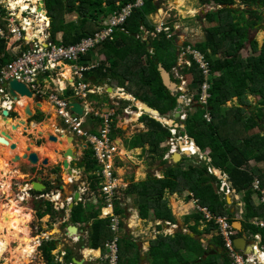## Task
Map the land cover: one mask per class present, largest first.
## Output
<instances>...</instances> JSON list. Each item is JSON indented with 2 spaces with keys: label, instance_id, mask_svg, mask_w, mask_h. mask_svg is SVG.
<instances>
[{
  "label": "trees",
  "instance_id": "trees-1",
  "mask_svg": "<svg viewBox=\"0 0 264 264\" xmlns=\"http://www.w3.org/2000/svg\"><path fill=\"white\" fill-rule=\"evenodd\" d=\"M136 1L45 0L47 16L51 21L48 33L56 45L79 44L84 39L93 37L104 30L112 18L126 6L135 4ZM186 1L176 0L178 8H184ZM201 2L204 4L214 2L217 7L204 16L206 22L217 24L205 28L204 41L193 47L203 54L205 61L210 64L213 76L210 91L212 97L209 109L199 108L195 114L189 113L187 120L182 122L186 127L185 131H179L184 137L193 140L203 154L209 152L208 157L212 161L187 166L188 159L184 158L180 164L170 165L166 160L170 147L167 148L164 145L173 139V130L164 127L150 116H143L140 123L144 124L147 132L132 140H125V146L129 150L141 149L155 162H159L164 167L165 177L159 179L149 175L146 181L139 183L132 181L124 190V201L123 199L113 200L114 214L121 216L122 219L127 217L129 203L126 201L132 199L143 219L149 220L154 217L176 224V217L166 199L167 194L170 192L171 195H183L189 192L199 201V205L207 207L214 217H227L232 227L238 221V211L232 213V207H229L227 196L222 191L223 180L212 171V169H222L229 175V181L232 182L231 189H235L238 193L245 192L243 201L246 202V207L241 214L244 232L236 233L234 239L243 235L249 238L260 234L264 247V229L252 223L254 219L264 218V204L258 203L255 197H261V192L253 189V183L257 178L248 168L251 161L264 163V43L259 46L258 42L251 41L250 37L251 30L264 21L263 14L257 10L260 5L264 7V0H201ZM161 5L160 0H144L143 7L135 10L126 24L115 31L113 41L105 42L81 60L83 62L86 60L87 65L84 67H88L92 64L94 53L98 51L105 56L106 61L98 68L85 72L86 81H96V84L104 82H108L109 85L117 84L136 100L157 111L161 117L170 114L173 118L179 108L178 100L182 95L172 96L164 87L155 62L159 61L171 74L178 64L179 46L176 39H168L164 34L155 38L151 36L156 28L149 17L155 15L162 8ZM189 12L195 13L192 9ZM69 15H75L74 20H76L68 22L66 18ZM144 31L149 33L146 41ZM59 35H62L61 40L58 39ZM248 44L251 53L246 58L243 56V51ZM0 46V50L4 51L6 43L0 41ZM13 60L7 57L2 60V64L6 65ZM190 60L192 65L190 68H185L183 74L189 86L193 85L199 89V94L194 97L195 105H198L205 78L199 65L192 58ZM250 96L259 97L258 105H250L248 102ZM65 97L71 98L73 93L66 91ZM235 100L239 101L238 106L233 103ZM108 101L109 98L105 95L99 103ZM230 103L234 106L225 113L224 109L228 108ZM129 106L128 102H120L121 109ZM113 109L116 111L114 122L116 125L121 113L118 109ZM255 109L261 110L263 118L257 111L254 114ZM208 113L211 115V122L205 118ZM154 116L158 115L154 113ZM33 120L42 123L44 116L39 113ZM252 130L258 131V134L249 135ZM117 134L122 137V130H118ZM93 156L94 153L90 148L84 151L83 168L92 180L93 191H97L101 179L95 174L99 168ZM53 173L56 172L53 171ZM258 178L260 188L264 189V172ZM47 184L48 189L50 183ZM32 194L36 196L41 193L32 191ZM37 202L40 203L39 207ZM104 203L105 200L102 198H99L97 203L80 201L71 210V222L74 224L91 222L87 240L88 247L91 249L107 248L108 243L116 237V233L110 226L111 219L100 217ZM96 206H98L97 209ZM36 207L39 219L48 215L53 218L57 214L53 204L48 201L36 200ZM110 212L111 210L106 207L104 213ZM192 219L196 221V225L191 227L192 232L198 237L214 233L211 242L217 248L224 249V253L218 252L204 260L206 254L212 251L210 244L205 246L202 240L183 232L175 235L161 234L151 243L148 252L151 264H233V258L226 248L217 221L215 219L208 221L201 212L188 216L187 222ZM203 220L207 222L206 227L200 230ZM122 228H126L125 222H122ZM57 242V240L44 239L40 245L39 250L42 251L43 259L47 264H59L55 263L53 254L57 250ZM124 242L129 243L127 248L123 247ZM72 253V250L66 251L65 264L72 263ZM120 256L121 264H141L142 253L139 244L129 234L125 237L123 235L120 239Z\"/></svg>",
  "mask_w": 264,
  "mask_h": 264
},
{
  "label": "rangeland",
  "instance_id": "rangeland-1",
  "mask_svg": "<svg viewBox=\"0 0 264 264\" xmlns=\"http://www.w3.org/2000/svg\"><path fill=\"white\" fill-rule=\"evenodd\" d=\"M16 1L19 2L20 0H7L6 6L13 9L15 7V6L13 7V5L16 3ZM160 2H162V5H161L162 8L160 11H158L155 14V16H153L154 21H155V23L158 22L157 23L158 26L169 25L172 27H176L177 29H180V31L177 34L178 38L176 40L178 45L179 44H182V45L185 44V45H188V47H191L192 49H194L193 47L196 44L204 41V29L217 24V23L210 24L204 20V16L206 15L207 12L217 9L214 2H211V4H204L201 2V0H187L186 3L184 4V8H180V9L178 8V5L176 4V0H160ZM40 3H41V1H40ZM33 6H34V4L31 3V9L26 14L23 15L22 19L27 18L28 20H33V22L39 23V22H41L40 20L43 17H45V15L39 13V8H35V7H40L41 5L40 6L35 5L34 8H33ZM237 6H239V5H237ZM234 7H236V6H234ZM242 7H245V6H242ZM15 8L17 9V7H15ZM33 9H35L34 15H32ZM191 9L193 11H195V13L190 14L189 11ZM18 10H20V9H18ZM263 10H264V8H263ZM260 13L263 14V12H260ZM19 14H20V12H17V15H19ZM156 15H158L159 17L158 16L156 17ZM20 16H21V14L19 15V17ZM33 16H34V18H33ZM74 18H75V15H71V16L69 15L66 18V20L68 22H72ZM248 18H249V16H248ZM46 20L47 21L44 23V25H38L36 29L37 30H42V29L45 30L48 27V25L50 24V20L47 18H46ZM160 20H162V21H160ZM261 24H264V21ZM48 31H49V29H48ZM250 37H251V41L256 40L258 42L259 46L263 45V43H264V28H260L259 26H256L254 30H251ZM41 38L44 41V35H42ZM179 50H180V45H179ZM250 53H251V48H250V45L248 44L246 46V49L243 51V56L247 58ZM179 56L181 59L180 54H179ZM83 59H85V58H83ZM180 59H179V63H180ZM168 60L171 61L170 58H168ZM85 65H87L86 60L84 62L81 60L78 63H73L72 67L73 68L76 66L84 67ZM64 69L66 70L67 68H64ZM71 72H73V70ZM58 73H60V72H58V71L54 72V74H58ZM171 74H172V78L174 79V73L171 72ZM56 79L57 80L59 79L58 76H56ZM190 88H193L194 91H195V89H198L197 87H195L193 85H191ZM194 94H195V96H197L199 94V91L196 90ZM26 99H28V98H26ZM33 99L34 98H31L28 101L32 103ZM258 101H259V97L250 96L248 98V102L250 103V105L251 104L252 105H258L257 104ZM237 102H238V100H235L233 103H236V106H238ZM233 103H230L228 108L224 109L225 113L227 112V110H230L234 106ZM131 104L137 109V112L140 113V111H139L140 109L136 105V104H139L138 100H136V103H133V101H132ZM16 109H17V107H16ZM45 109H43V107H42V108H40V111L46 113V115H48V114L51 115L52 118H51V120H47L45 118V121L42 124H35L37 122L32 119L28 122V125H27V122H23L22 119H20L21 113L18 111L16 112L18 118L12 120L13 124L9 120H4V122H1L6 127V128H4V131L7 129H14L15 133L18 136H20V138H22L23 141H25V143L19 142L21 144H19V146L17 145V148L19 147L22 151H24L23 154L19 155L20 157H22L26 153L25 152L26 144L28 145L27 148L32 149V153L35 152V153L41 154L43 152L46 153L48 151V149H45V146H48L50 144L51 145L54 144V143L49 142V136H56L59 139H61V137H68L67 134H63L60 132L61 126L59 125V121L56 120V115L52 112L51 108H48L46 110ZM142 109H143V107L141 108V110ZM183 109H185V112H184L185 114H189V113L195 114L199 108L195 104L192 105L191 107H188L187 102H185ZM122 110L123 109H121V107L118 108L119 112H122ZM256 111L258 112V114H261V117L263 118L261 110L255 109L254 114H256ZM31 112L34 113L33 104H32V111ZM36 112L37 111H35V114H36ZM232 113H234V112H232ZM263 114H264V110H263ZM141 116H142V114H141ZM167 116L168 117L164 118V120H163L164 125L168 126V128H172L174 136H173V139L169 143L167 142L164 145V147H167V148L171 147L170 152L166 156V160L168 159L167 161L169 162L170 165H175V162H174L175 160H173V158H174L175 154H177V153L183 154V152L181 151V149L179 147H181V145L184 141H182V139H180V140L177 139V134L180 132L178 131V133H176L175 132L176 130L174 129L175 127H172V125L169 126L170 122H175L174 117L171 118L170 114ZM10 117L14 118L13 115H11ZM23 117L26 119V121L30 118L26 114V108L23 110ZM132 118H133V116H132ZM132 121H133V119H131V118L128 119L127 117L123 116V117H121L120 121H118V123H117L118 126H120V128L125 130V132H124L125 136L123 137L124 139H123V143H122V146L124 148L120 147V151L121 150L124 151V149L126 150L125 140H128V141L132 140L135 137H138L140 134L145 133V131L147 129L145 127V128H142L141 130H138V129L132 130L131 127L127 125L128 122H132ZM30 122H35V123H30ZM50 122H51V126H53V127L56 124L54 129H51V131H50L49 128H45V129L41 128L43 125L49 124ZM85 124H86L87 129L94 128L95 132H97V130L100 129V122L98 120L92 121V119H87L85 121ZM32 125H37V126L32 127ZM129 128H130V130H129ZM28 130L30 131L29 133L27 132ZM20 132L22 134L24 132H26V134H23L26 137L25 140H24V137L22 136V134ZM251 134H258V131L254 130L253 132H251ZM60 142H64V141L60 140ZM77 142H78V144L75 143L74 146L78 147V149H79L78 155L82 156L83 151L81 152V148H82V145H84V143H81L79 140H77ZM56 146H58V145H56ZM41 148L45 149V150L42 151ZM175 148H177L176 151L174 150ZM58 149L59 150L57 152L55 150V152L57 153V156H58L57 163L53 164V162L51 161V157H50L49 165L47 167L41 166V163L43 162V160L40 161V164L37 167L30 166L29 163L27 161H24L23 159L21 160V162L12 163V159L15 158L16 155H14L13 157L12 156L6 157L5 151H4L3 156H0V188H1L2 184H9L10 193L12 194L11 196L13 198H15L16 200L21 199V198L23 200V201L21 200V202H20L21 203L20 209H22L21 213H19V215L12 214L10 224L7 226V229L4 230L6 233L3 234V232H0V242H2L0 245V264H47L45 262V260L43 259L42 251L39 250L40 245L42 244V242L44 241L43 239H45V238H46V240H49L48 238H50V239H55V240L59 241L61 244V246L59 245V249H63V247L74 248L73 245H75V244L82 245L80 242L76 243L74 239L69 238L65 234V233H67L65 226L67 224L71 225L70 221L68 220V216H67V212H66L67 201H68V199L70 200V196L72 193H75V191L76 192L78 191V185H74V183H77L79 179L76 177L75 174H74V176H70V175L64 173V174H62L63 181H59L58 180L59 178L56 179V182H57L56 188H59V189L61 187L63 188L62 192H61L62 198L60 199V201H63L65 203V208H64L65 209V216L64 217L55 215V216H53V218H51L52 216H49V217L46 216L43 219H39L37 214H36L37 207H36V200L33 197L34 195L32 194V192H30V195H31L30 197L28 195H26V192H29V189H30L29 187L32 188V186H31L32 181L37 180V178H39V177H42V178L47 180V179H49L48 177L50 175L58 176V175H56V174H58L57 170L60 168L63 169V165H64L63 161L64 160L62 157H61L62 158L61 159L60 156H61V153L64 152L65 148L59 147ZM147 150H148V148H146V151ZM194 150L195 151H193V153H197L198 155H190V156L184 155L185 158L188 159L187 165H193V164L195 165L199 161L205 162L206 156H203L201 152H197V149H194ZM126 152H128V155H126L124 161L121 162V160H120L121 157H119L118 161L116 162V170L118 169V174L120 175V177L124 181V182L122 181V184L127 183V180L131 177V175L134 176V179L136 177L138 178V176H142L141 180L145 179L151 173H153L151 175L160 176V177L163 176L162 171H163L164 167H162L159 162H155L153 160V158H151L147 153H144L143 150L137 149V150L130 151V152L128 150H126ZM198 157H200L199 160H198ZM121 164H122V167H120ZM53 171L56 173H53ZM136 174H137V176H136ZM3 180L6 182H4ZM80 181H79V183H80ZM122 187L124 188V185ZM81 188H82V185H81ZM50 189H51V187L48 188L47 191ZM85 193H86L85 195H87L86 196L87 198L85 196H84L85 198H83L81 196L82 199H84V200L88 199V201L94 202V201H96L95 200L96 197L102 198L101 195L98 194V196H95L90 191L85 192ZM184 194L187 195V193H184ZM237 196H238V194L232 193V197L234 199H236V201L239 203V202H241V200H239V198H237ZM117 197H118V199H124L123 193H122V195L117 196ZM71 198H74L73 195ZM84 200H81V201H84ZM122 201H124V200H122ZM7 202H8L7 201V195L4 196L0 192V208L3 206V204L7 205ZM126 202L129 203V209L127 210L128 216L127 217L125 216L123 218V221L125 222V225H127V228L130 229L132 232H134L133 235L131 234L132 236L131 235H129V236H131V238L133 237L132 239H136L140 243V246L143 247V249L145 251L144 246L148 247V244L152 243V241L155 240L154 230L156 228V225L152 227L150 224L152 221L146 222V221H142L140 218L138 219V211H137L138 209H137V206L134 204V201L133 200H127ZM173 202L175 204V199H173ZM37 204H38L37 206L39 207L40 203L37 202ZM237 207H238V205H237ZM40 208L43 209V207H40ZM189 212H190V210L188 212H186V214H181L179 212V213H177V215H178L177 217L182 218V217L186 216ZM237 217H239V219L241 218L240 216H237ZM171 229H173V228L171 227ZM8 230L11 232L17 233L16 239L12 240V243H10V244H7V242H6V237H8ZM142 230L144 231V233H141ZM173 230L174 231L172 233H176L178 229H173ZM166 232L167 231H165L164 233L166 234ZM75 233L76 232L71 231L72 235H74ZM120 235H122V234L120 233ZM10 241H11V239H10ZM22 241L25 243H30L34 247V253L32 254L31 258H29V259H21L19 256V253L17 252V250L20 246L19 244H21ZM203 243L205 246H208V240L205 239V242H203ZM122 244L124 245L123 247L127 248L126 246L129 243L127 242V244H126V242H124ZM78 245L75 246V249L79 248ZM134 250H136V248H134ZM146 252L147 251H145V253ZM59 253L60 252L58 250H56L54 252L55 261H57L56 255L57 254L59 255Z\"/></svg>",
  "mask_w": 264,
  "mask_h": 264
},
{
  "label": "built area",
  "instance_id": "built-area-1",
  "mask_svg": "<svg viewBox=\"0 0 264 264\" xmlns=\"http://www.w3.org/2000/svg\"><path fill=\"white\" fill-rule=\"evenodd\" d=\"M7 0H0V40L8 43L9 40L15 38L18 43L26 41L28 31L27 26L20 25V17L17 12H21L23 9L19 7L16 9L13 5V9L6 6ZM30 4V3H26ZM144 0H137L135 4L126 6L119 14H117L107 26L101 32L96 33L93 37L84 39L81 43L73 46H64L62 44L56 45L51 39L44 42V46L37 42L32 41L26 44L27 49L16 56V58L10 63L2 64V52L0 51V107L1 110L13 112L17 104L15 99L9 94L8 85L11 81L24 84L32 93L34 98H40L45 101L52 108L53 113L56 115V120L59 121L61 126V133L70 134L76 139H79L90 147V150L94 153V159L102 167V176L106 180V184L102 186V191L106 196L108 207L113 209V197L116 192L117 184L114 177V166L116 159L120 155V149L115 138H113L112 132L113 124L115 122L116 113L114 110L98 107L94 101L95 96H101V94H108L105 88H100L95 84L85 80L84 73L90 72L100 66L105 59H99V61L92 63L88 67H72L73 63H78L81 58L87 56L90 52L96 50L102 44L108 41H113L115 31L120 29L126 24L127 20L132 16L135 10L142 8ZM5 11V13H4ZM28 10H24L22 17ZM34 13V10H32ZM21 17V18H22ZM123 31V30H122ZM180 29L169 25L156 26L155 33L151 34L152 37H156L160 34H164L168 39H176ZM146 35L149 33L145 32ZM50 38V36H49ZM181 55L180 63L178 62L177 68L173 69L174 79L180 82L178 86V94H181V99L187 102V106L191 107L195 104L194 96L188 95V82L183 75L185 68H190L193 61L199 65L200 70L204 73L205 83L202 86L199 105L203 109H209L211 100V79L212 73L210 71V64L205 61L203 55L191 47L183 44L179 50ZM66 62L71 63L70 76L73 83H69L68 80L64 84L55 81L53 74L55 71L61 68ZM62 76V75H60ZM58 76V78L60 77ZM171 79H173L171 77ZM56 83H55V82ZM55 83L56 89L50 90L47 86ZM66 88H63L65 87ZM177 86V85H176ZM69 89L73 93L71 99L78 100L84 109L83 117H73L71 112L69 99L63 97L64 92ZM122 92V91H121ZM18 98L21 99L19 95ZM91 97H93L91 99ZM43 102V103H45ZM118 106V105H117ZM130 109L124 111V114L129 115ZM184 120L188 118L187 114L182 117ZM209 122L212 121L210 113L205 117ZM92 119V121L99 120L100 129L95 132L94 128L87 129L85 121ZM117 120H120L118 117ZM118 128V126H117ZM177 133V131H175ZM174 132V133H175ZM188 140V137L186 138ZM29 192L26 195L29 197L32 188L29 187ZM253 189L261 192L260 203L264 204V191L260 188V181L255 180L253 183ZM35 200H52L49 199V194H40L33 196ZM49 197V198H48ZM56 210H59V206H55ZM199 210L204 213L208 221L215 219L219 226L221 235L224 237L226 248L233 258V264H264V252L258 246H253V252L245 255L242 254L235 247V239L237 231L231 227V223L227 217H214L207 207H199ZM112 219L110 226L116 233V237L113 241L109 242L105 253L101 256L102 262L107 264H121L120 256V231H121V219L118 216H114L111 213ZM252 223L264 229V218H257ZM255 239H260V236H255ZM262 251V252H261Z\"/></svg>",
  "mask_w": 264,
  "mask_h": 264
},
{
  "label": "crops",
  "instance_id": "crops-1",
  "mask_svg": "<svg viewBox=\"0 0 264 264\" xmlns=\"http://www.w3.org/2000/svg\"><path fill=\"white\" fill-rule=\"evenodd\" d=\"M153 16H155V15H152V16H150L149 17V20L151 21V23H152V25H154V26H156L157 25V23H155V21H154V18H153ZM158 15H156V17H157ZM159 17V16H158ZM73 21H75L74 19H73ZM160 21H162V20H160ZM159 21V22H160ZM29 22H31V23H33L32 24V26L36 29L37 28V26H38V24H37V22H33V20H29ZM20 25L21 26H24V27H26V24L24 23V21H23V19L22 18H20ZM48 29H49V25H48V27L44 30V29H42V30H37L36 29V32H38V34H39V37L41 38V36L42 35H44V41L42 40V41H40L39 40V38H36L37 39V42H39V43H41L43 46L45 45L44 44V42L46 41V40H48V39H50L49 38V34H48ZM58 39L59 40H61L62 39V35H59V37H58ZM32 40H35V38H33ZM32 40H29V38H28V36H27V38H26V41H24V42H21V43H18V41H17V39H15V38H13V39H11V40H9L8 41V43H6V46H5V48H4V51H1L3 54H2V59L3 60H5L7 57H9V58H12V60L13 59H15L16 58V56L17 55H19L20 53H22L25 49H27V46H26V44H29L30 42H32ZM1 41V40H0ZM180 46H181V44H179ZM178 45V46H179ZM0 48H1V46H0ZM99 48V47H98ZM97 48V49H98ZM96 49V50H97ZM99 59L101 60V59H105V61H106V58H105V56L104 55H102V54H100L98 51H96L95 53H94V55H93V58H92V63H94V62H97V61H99ZM104 61V62H105ZM104 62H102V63H104ZM177 66H175L174 68H176ZM173 68V69H174ZM173 71V70H172ZM61 75V73H58V74H53L52 76H53V78L55 77V76H60ZM70 76H72L71 75V72H70V70H67L66 69V72L61 76V77H59V83L60 84H64V82L66 81V80H68V82L69 83H73V80H72V78L70 77ZM218 77V76H217ZM56 82H58V80L56 79L55 80ZM54 81V82H55ZM55 82V83H56ZM55 83H52L51 85H49V86H47V88L48 89H50V90H55L56 89V86H55ZM92 84H95L96 86H98V87H100V88H105L106 90H107V92L108 91H110V94L108 95V97H109V101L108 102H105L104 103V105H105V107L106 108H109L110 109V104H113V105H116V100H118L120 97L121 98H123L124 96H126L125 94H119V92H121V90H120V87H118V85L117 84H114L113 82V84L111 85H109L108 84V82L106 83V82H104V83H97L96 84V81H93V82H91ZM112 89H111V88ZM63 88H66V86L65 87H63ZM196 90H198L199 91V89H195V91ZM67 91H69L68 89H67ZM188 91H189V93H188V95H192V96H194L195 97V91H194V89L193 88H190V86L188 87ZM177 92H178V90H177ZM65 93V92H64ZM112 93V94H111ZM103 94H101V96H102ZM131 98V97H130ZM133 98V97H132ZM26 100H28V99H26ZM39 103H41L42 104V100L40 99V98H34L33 99V102H32V104H33V109H34V116H33V118L32 119H34L36 116H38V114L40 113V114H42L43 116H44V121H45V118L48 120V118H47V116H49V115H46L45 113H43L42 111H39V110H37L36 108H37V104H39ZM239 103V101L237 102V104ZM44 104V105H43ZM42 104V107H43V109L44 108H46V109H48V108H50V106L49 105H47V103L45 102V103H43ZM183 106L185 105V102L183 101V104H182ZM46 106V107H45ZM183 106H180L179 105V107H182V109H183ZM229 106V105H228ZM138 107V106H137ZM140 110H141V108L140 107H138ZM198 108H202V107H200V106H198ZM2 108L0 107V118L1 119H4V120H13V119H17L18 118V116H17V113H16V109L13 111V112H8V111H4V110H1ZM36 109V110H35ZM52 109V108H51ZM139 110V111H140ZM35 111H37L36 112V114H35ZM4 112H8L9 113V117L7 118V119H5L4 118V116H3V113ZM53 112V111H52ZM185 112V109H183V113ZM141 112L140 113H134V114H132V116H133V118L132 117H130L131 119H133V121L132 122H128L127 123V125L128 126H130L131 127V129L133 130V129H138V130H141L142 128H145V126H144V124H140L139 122H138V119H140L142 116H141ZM11 115H13L14 116V118H11L10 116ZM158 115V114H157ZM175 115H176V113H175ZM174 115V116H175ZM184 115H186L185 113H184ZM51 116V115H50ZM173 116V117H174ZM119 117H121V116H119ZM158 118H159V115L157 116ZM157 117H155L156 119H158ZM161 117V116H160ZM168 116H165L164 118H167ZM128 118V117H127ZM172 118V117H171ZM32 119H28L27 120V125H28V122L30 121V120H32ZM129 119V118H128ZM175 119V122H173L174 123V126H175V128L176 129H180V130H182V132H184L185 131V129H186V127H185V125H183L182 124V122H180V123H178L179 121H177L176 120V118H174ZM51 120V119H50ZM158 120H160V121H162L160 118L158 119ZM43 121V122H44ZM13 122V121H12ZM42 122V123H43ZM30 123H35V122H30ZM42 123H35V124H42ZM133 123V124H132ZM135 123V124H134ZM178 125H177V124ZM49 124H51V122L49 123ZM36 127L37 125H32V127ZM170 126V125H169ZM2 128H6L4 125H3V127ZM118 128H120V126H118ZM120 129H122V128H120ZM129 130H130V128H129ZM254 131V130H253ZM253 131H250L249 132V135H255V134H251V132H253ZM256 131V130H255ZM0 132H1V130H0ZM7 133H8V135L11 137V132L10 131H6ZM28 133L30 132L29 130L27 131ZM122 132H123V135H122V138L118 141L119 143H120V147H123L122 146V143H123V137L125 136V130H123L122 129ZM147 132V129H146V131H145V133ZM21 133V132H20ZM22 134V133H21ZM23 134H26V132H24ZM22 134V136L24 137V140L26 139L25 138V136ZM180 133H178L177 134V139H179L180 140ZM64 139L66 138V137H63ZM191 143H192V145H191ZM51 145V144H50ZM27 144H26V146H25V148L27 149ZM52 146H54V144H52ZM51 147V146H50ZM54 147H56V146H54ZM119 147V148H120ZM47 148H49V147H47V146H45V149H47ZM124 148V147H123ZM126 148V147H125ZM147 148V147H146ZM180 149H181V151L183 152V154H180V153H177V154H175V156L176 155H178V154H180L181 156H182V161H184V158H185V156L184 155H187V156H190V155H192V153H193V150H194V148H196V149H198L197 151H199V152H201V150L197 147V145H196V143L193 141V140H189V142H183L182 143V145H181V147H179ZM42 149V148H41ZM45 149H42V151H44ZM126 150H128L129 152L130 151H134V150H129V149H127L126 148ZM126 150L124 149V151H120V155H119V157H121L120 158V160H121V162H123L124 161V159H125V157H126V155H128V152H126ZM177 149H175V151H176ZM175 153V152H174ZM173 153V154H174ZM202 153V152H201ZM23 154V153H22ZM36 154H38V156H40L39 155V153H36ZM123 155V156H122ZM202 155L203 156H206L205 157V162H208V163H211V159L208 157V155H209V152L207 153V154H203L202 153ZM17 156H19V155H17ZM174 156V157H175ZM40 158V160H41V156L39 157ZM60 158H61V156H60ZM62 159V158H61ZM93 159H94V157H93ZM200 159V157H198V160ZM95 160V159H94ZM168 160V159H167ZM173 160H174V158H173ZM179 160V159H178ZM96 161V160H95ZM181 161V162H182ZM180 162V163H181ZM205 162H201V161H199L197 164H202V163H205ZM179 163V164H180ZM67 164V163H66ZM98 164V163H97ZM186 164H187V161H186ZM197 164H195V165H197ZM175 165H178V164H176L175 163ZM194 165V164H193ZM68 166V165H67ZM188 166V165H187ZM120 167H122V164H121V166ZM119 167V168H120ZM98 168H99V165H98ZM248 168L251 170V172L254 174V176H255V178H257V179H255V180H258L259 178L258 177H260V174L261 173H263L264 172V163H257V162H255V161H251L249 164H248ZM212 171H213V173H215V175H217L220 179H222L223 180V188H222V191L226 194V196H227V201H228V204H229V207H232V213L234 214V213H236L237 211H238V216H240L241 217V214H243L244 213V210H245V207H246V202L245 201H243V199H244V197H245V192H243V193H238L235 189L234 190H232L231 189V186H232V182L231 181H229V175L226 173V172H224L222 169H212ZM73 172L75 173V175H76V177L79 179L78 180V182L77 183H74V185H78V191L76 192L75 191V193H72L71 194V196L73 195V197H74V199H75V194L76 193H79V199L80 200H84V199H82V197L83 198H85L87 195H85L86 193L85 192H91L93 195H95V196H98V194L99 195H101L100 194V187H99V189L97 190V191H93V189H92V186H91V184H92V180H90V178H89V176H88V174H87V172L85 171V169L84 168H75V167H73ZM163 172V176L162 177H160V176H156L157 178H159V179H163L164 177H165V171L163 170L162 171ZM100 179H101V183H100V186H101V184H103L104 183V181H103V179H102V177H101V172L98 170L96 173H95ZM117 177H118V185L119 186H123L124 185V188H123V190H126L127 188H128V186L130 185V183L132 182V181H134L135 183H139V182H143V181H146L147 179H148V177H149V175H151V174H153V173H151V174H149L145 179H142L141 180V177L142 176H138V178L136 177L135 179H134V176L133 175H131V177L127 180V183H124V184H122V181H123V179L120 177V175L118 174V169H117ZM58 175V174H57ZM136 176H137V174H136ZM155 176V175H154ZM50 178V177H49ZM52 178H54V179H52ZM52 178H50L48 181H50V182H48V183H50V185H49V188L51 187V189L48 191V193L49 194H53V193H58L59 191H60V195L59 196H61L62 197V187L60 188V190H58L57 188H56V185H57V182H56V179H57V176H52ZM59 180V179H58ZM81 180V181H80ZM44 181V180H43ZM60 181V180H59ZM79 181H80V183H79ZM46 183H47V181H45ZM124 182V181H123ZM80 184V185H79ZM127 184V185H126ZM81 185H82V188H81ZM261 185V184H260ZM225 187L226 188H228V191L231 193H226L225 192ZM261 190H263L264 191V189H261ZM124 193V192H123ZM185 193H187V195H185V194H183V195H179V194H175V195H171V193L170 192H168V194H167V197H166V199L168 200V202H169V205H170V207L172 208V210H173V213H174V215H175V217H176V224H172L171 222H168V221H166V220H160V219H155L154 217H152L151 219H149V220H145V219H143L141 216H140V212H139V210H137L138 211V219L140 218L142 221H152L150 224H151V226L153 227V226H155L156 225V228H155V230H154V234H155V239L159 236V235H161V234H163L165 231H167L166 232V234L168 235V234H170V235H175L176 233H178V232H183V233H187V234H189V233H192L193 234V232H192V229H191V227L193 228V226H195L196 225V221L194 220V219H192L191 221H189V222H187V217L188 216H191V215H193V214H195V213H198V212H201L200 210H199V207H202V206H200L199 205V201L198 200H196V199H194L193 197V194H191V193H189V192H185ZM232 193H236V194H238V196H237V198H239V200H241V202H237L236 201V199H234L233 197H232ZM118 195L120 196V195H122V193H118ZM185 195V196H184ZM230 195V196H229ZM38 196V195H37ZM82 196V197H81ZM85 196V197H84ZM102 196V195H101ZM100 197V196H99ZM176 197V198H175ZM229 197H231L232 198V203H230L229 202ZM255 197H257L256 199H257V201H258V203L260 202V196H259V198H258V196H255ZM49 198V197H48ZM87 198V197H86ZM50 199V198H49ZM98 197H96V201H88V199H85L83 202L84 203H86V202H92V203H97L98 202ZM102 199H104L103 197H102ZM173 199H175V204H174V202H173ZM105 200V199H104ZM124 200V199H123ZM132 200V199H131ZM38 201H40V200H38ZM43 201H47V199H44ZM76 201V200H75ZM71 203V202H70ZM70 203H68L66 206H67V209H66V212H67V216H68V218L70 219L71 218V209L69 208V204ZM77 203L76 202H74V205H76ZM105 204H106V200H105V203H104V206L101 208V214L103 215V214H106V213H104V210H105ZM60 205H62V206H64L65 207V205L64 204H62V203H60ZM71 205V204H70ZM237 205H238V207H237ZM98 208V206H96V209ZM177 210H176V209ZM190 210V212L186 215V216H184V217H182V218H180V217H177L178 215H177V213H181V214H186V212H188ZM103 211V212H102ZM202 213V212H201ZM50 215H48L47 217H49ZM56 216H65V210H60L59 211V213H57L56 214ZM127 216H128V213H127ZM102 217H104V216H102ZM242 218V217H241ZM241 218L239 219V217H238V221H241ZM155 221V222H154ZM206 221L205 220H203V222H202V225L199 227V229L200 230H202V229H204L205 227H206ZM81 226L80 227H84L83 226V224H80ZM91 222L90 223H88V229H87V227H84V229H87V234H89V231H90V228H91ZM171 227L173 228V229H178L177 230V232L176 233H172L174 230L172 229V231H170V229H171ZM165 230V231H164ZM170 231V232H169ZM66 232L67 233H65L69 238H72L73 239V237H74V239H75V242H77L79 239H80V243L82 244V245H78V244H75V245H73V247L74 248H69V247H63V249H59V245L61 246V244H60V242L58 241L57 242V250L60 252L59 253V255L57 254L56 255V258H57V261H55L56 263H59V264H65V262H66V259H65V255H66V251L67 252H71V250H72V254H73V257H72V263H70V264H75V262H74V259H77V260H84L85 259V264H101V262L100 261H102V259H101V256L103 255V248H101V249H91V248H89L88 247V244H87V241H83L84 239H83V235H82V233H79V230H78V233L76 234V235H72L73 237H71V236H69V232L66 230ZM81 232H83V231H81ZM238 233H239V231H237ZM141 233H144V231L142 230L141 231ZM218 233V232H217ZM240 233H243V232H240ZM126 234H129V235H133L134 234V232H132L130 229H128L127 228V225H126V228L125 229H122V237H123V235L125 236ZM131 235V236H132ZM196 235V234H195ZM215 234L213 233V234H205V235H203V237H198V236H196V237H194V238H197V239H200V240H202V242H205V239L206 240H208V245H209V247H210V249H211V246L212 245H214L211 241H212V239H213V236H214ZM85 236H86V233H85ZM130 236V237H131ZM255 236H257V235H255ZM255 236H250L249 238H248V236H247V238H248V241H252V240H254L255 241V244L254 245H256V246H258L260 249H262L263 250V252H264V247H263V245H262V242H261V235L259 234L258 236H260V239H255ZM133 238V237H132ZM46 239V238H45ZM44 240V239H43ZM55 240V239H54ZM135 242L137 241L136 239H133ZM137 243L139 244V249H140V251H141V253H142V256H141V264H151V262L149 261V256H148V252H149V250H150V248H151V243H149L148 244V247H146V246H144L145 247V251H147L146 253H145V251H144V249H143V247H141L140 246V243L137 241ZM76 245H78L79 246V248L78 249H75V246ZM215 246V245H214ZM216 247V246H215ZM217 248V247H216ZM217 249H219V248H217ZM212 250V249H211ZM262 252V251H261ZM101 254V255H100ZM89 256V257H88ZM144 256H147V260L146 261H142V257H144ZM55 260V259H54Z\"/></svg>",
  "mask_w": 264,
  "mask_h": 264
},
{
  "label": "water",
  "instance_id": "water-1",
  "mask_svg": "<svg viewBox=\"0 0 264 264\" xmlns=\"http://www.w3.org/2000/svg\"><path fill=\"white\" fill-rule=\"evenodd\" d=\"M42 6V7H41ZM41 8L39 10V13L47 15L45 8H46V2L45 0H42L41 2ZM230 7V6H227ZM221 8V7H220ZM263 6L260 5V7L258 8L259 12H263L264 15V11H263ZM260 28H264V24H260L258 25ZM146 40V39H145ZM154 53V52H153ZM65 65H67L68 67H71V63L70 62H66ZM156 67L158 68V72L160 73L161 79H162V83L164 85V87L171 93L174 94L177 91V86L172 82L171 79V75L164 69V67L159 63V61L155 62ZM6 88H8L9 90V94L13 97V98H17V94L22 97V98H33V93L24 85L21 84L19 82H17L16 80L11 81L8 85H5ZM110 92V91H109ZM70 102V107L71 112L73 114V117H81L83 116L84 113V109L82 108L81 104L79 101L77 100H69ZM178 104L180 106H183V100L179 99L178 100ZM139 105L143 106V113L144 114H149L148 112H155L158 114L157 111L152 110L148 105L140 102ZM40 108H42V104L39 103L37 104V110H40ZM182 112L183 109L182 107H179L176 110V115L174 116V118H176V120H180L182 118ZM44 113V112H43ZM26 114L30 117V119L33 118L34 114L33 112H31L28 108L26 109ZM46 114V113H45ZM3 116L5 119H7L9 117V113L8 112H4ZM48 120H50L52 117L49 115L47 116ZM67 139L71 142L70 147H68V143L66 142H59L57 137L54 136H49V142L52 143H59L60 146L65 148V151L63 153H61V156L64 157V159L67 158H72V161H76L77 157H76V148L73 145L74 144V138L68 136ZM0 142H2V139L0 138ZM86 148V147H85ZM177 157H181L179 158V160H177ZM23 160H27V162L29 163L30 166L32 167H37L40 164V159L39 156L36 153H30L29 155H24ZM174 162L176 164H179L182 161V156L180 154L176 155L174 157ZM20 158H16L15 162H19ZM49 165V161L47 159L43 160V162L41 163V166L43 167H47ZM70 169H67V164L64 163L63 168L67 169V173H73V164L72 162H70ZM31 186H32V190L35 192H43L46 189V186L42 183V178H38V180L32 181L31 182ZM225 192L230 193L228 191V188L225 187ZM231 194V193H230ZM230 196V195H229ZM79 199V193L75 194V200L77 201ZM229 202L232 203V198L229 197ZM74 206V204L72 203L70 205V209H72ZM233 227L239 231V232H244V225L241 221H236L233 225ZM67 231L69 232V235L71 233L72 230H74V232L78 233V227L76 226H72V225H67L66 226ZM189 235H191L192 237H196V235L193 233H189ZM255 244V241H248L247 235H243L242 237H239L235 240V247L237 248V250H239L242 254H249L251 252H253V246ZM212 251L208 252L206 254V256L204 257V260H207V258L210 255H216L218 252H220V254L224 253V249L219 248L217 249L214 245L211 246ZM147 260V256L142 257V261H146ZM75 264H84V260L78 261L77 259H74Z\"/></svg>",
  "mask_w": 264,
  "mask_h": 264
},
{
  "label": "bare ground",
  "instance_id": "bare-ground-1",
  "mask_svg": "<svg viewBox=\"0 0 264 264\" xmlns=\"http://www.w3.org/2000/svg\"><path fill=\"white\" fill-rule=\"evenodd\" d=\"M40 1L42 2V0H20L19 2L16 1V3L14 4V6L17 7V9L19 7H22L23 8L21 10V12H20V14H21L20 18H21L22 17V13L24 12V10H30L31 9V5L30 4H26V3L31 2L34 5L40 6L41 5ZM41 7H39V10H40ZM40 21L41 22H39L37 24L38 25H44V23L47 20H46L45 17H43ZM32 28H34V27L32 26V23L29 22L27 24V29H26L29 32V34H28L29 40H32L33 38H35V39L36 38H39V40L42 41V38L39 37L38 32L32 31ZM61 66H67V65L64 64V65H61ZM66 68H67V70H70L69 67H66ZM124 98L130 99V97H126V96H124ZM14 99H15V102L17 104L16 112L17 111L20 112L21 113L20 114V117H21L20 119H22L23 122H27L26 119L23 117V110L25 108L26 109L28 108L30 111H32V103L28 101L29 98H28V100H26V97L20 99L17 96V98H14ZM136 105L138 107H141V108L143 107V106H141L139 104H136ZM149 113L153 117H155L154 116V113L155 112H153V113L152 112H149ZM155 114H157V113H155ZM9 121L12 123L11 120H9ZM1 122H4V119H1L0 118V130H1V132H0V138L2 139V142H0V156H3L4 151H5L6 157H11V156L13 157L14 155H16V157L12 159V163H18V162H15V159L16 158H20V161L19 162H21V160H22V158H23L24 155H29L30 153H32V149L30 148L31 149L30 150L29 148H27L25 150L26 153L22 157L17 156V155H21L24 152L19 147L17 148V145L19 146V144L25 143V141H23V139L20 138V136H18L15 133V130L14 129H7V130L4 131V128H2L3 127V124ZM169 125L174 126V123L173 122H170ZM55 126H56V124H55ZM55 126L53 127V126H51V124H45L41 128H43V129L49 128L50 131H51V129H54ZM6 131H10L11 132V137L8 135V133ZM60 140H63L64 142L67 141L66 143H68V145H69L68 147H70L71 142L67 139V137L65 139L63 137H61V139H59V142H60ZM19 142H21V143H19ZM54 145L55 146L58 145V146H56V147L53 146L55 148L54 149L52 147V145H48L47 146V147H49V148H47L48 149V151H47L48 153L47 152L46 153L43 152V153L39 154L41 156V160L47 159L49 161L50 160V157H51V161L53 162V164L57 163L58 156H57V153L56 152L59 150L58 148L59 147H62V146H59V143H56V144L54 143ZM194 149H196V148H194ZM55 150H56V152H55ZM192 155H195V153H192ZM61 157L63 158L64 162L67 163V165H68L67 166L68 167L67 169H70V166L69 165H70V160H72V158L64 159L63 156H61ZM179 158H181V157H177V160ZM24 161H27V160H24ZM67 169H66V171H67ZM66 174H68L70 176H74L75 173L73 172V173H66ZM4 182H6V181H4ZM0 192L4 196L7 195V201H8L7 202V205H4L3 204V206L1 207L2 209L0 208L1 209L0 210V232H3V234H4V233H6L4 230H6L7 229V226L10 224V220H11L12 214L19 215V213H21L22 209H20V207H21L20 206V204H21L20 202H21L22 198L16 200L15 198H13L11 196L12 194L10 193V186H9V184H2L1 185V188H0ZM58 199H60L59 196L55 198V201H58ZM108 209L111 210V208H109V207H108ZM72 231H74V230H72ZM76 234L77 233H75L74 235H76ZM16 235H17V233H14V232H11V231L8 230V237H6L7 244L12 243V240L16 239ZM70 236H72L71 233H70ZM10 239H11V241H10ZM19 245L20 246H19L17 252L19 253L20 258L21 259H29V258H31L32 254L34 253V247L30 243H25L23 241Z\"/></svg>",
  "mask_w": 264,
  "mask_h": 264
},
{
  "label": "clouds",
  "instance_id": "clouds-1",
  "mask_svg": "<svg viewBox=\"0 0 264 264\" xmlns=\"http://www.w3.org/2000/svg\"><path fill=\"white\" fill-rule=\"evenodd\" d=\"M30 3V5H31V2H29ZM35 7V5L33 6V8ZM260 7V6H259ZM258 7V8H259ZM35 8H39V7H35ZM257 8V9H258ZM46 9V8H45ZM33 10H35V9H33ZM161 10V9H160ZM159 10V11H160ZM29 11V10H28ZM46 11V10H45ZM264 11V10H263ZM46 13H47V11H46ZM26 14V13H25ZM41 14V13H40ZM32 15H34V13L32 12ZM48 15V14H47ZM47 15H45V17L47 18V19H49L48 17H47ZM33 18H34V16H33ZM50 20V19H49ZM23 21H24V23L26 24V26H27V24H28V22H29V20L27 19V18H23ZM50 23H51V21H50ZM261 24V23H260ZM260 24H258V25H260ZM156 26H158V25H156ZM156 26H155V28H156ZM49 28H50V24H49ZM143 30V29H142ZM156 30V29H155ZM32 31H36V29L35 28H32ZM144 32H146V31H144ZM148 33V32H147ZM28 34H29V32H28ZM49 34V33H48ZM28 36V35H27ZM50 36V35H49ZM144 36H145V38H144V40L146 39L147 40V37L149 36V35H146V34H144ZM176 38V40H177V36L175 37ZM51 39V38H50ZM145 40V41H146ZM32 41H37V39H35V40H32ZM181 46H182V44H181ZM181 46H180V48H181ZM185 46H188V45H185ZM196 50V49H195ZM178 53H179V51H178ZM203 55V54H202ZM178 62H179V59H178ZM178 65V64H177ZM176 65V66H177ZM66 67H68V66H61V68H63V70H61L60 68H58V72H60L61 73V75H63L65 72H66V70L64 69V68H66ZM70 68V67H69ZM170 74V73H169ZM171 75V74H170ZM171 77H172V75H171ZM55 78V80H56V76L54 77ZM188 87H189V84H188ZM111 88V87H110ZM112 89V88H111ZM69 90V89H68ZM120 90L122 91V92H119V94H125L126 95V97H131L130 99H126V98H119L118 100H116L115 102H116V105H113V104H110V109H112V110H114L113 108H116V109H118V108H120V102H122V101H124V102H128V103H130V106L129 107H127V108H125V109H123L122 110V112H120L121 113V117H123V116H125V117H128V118H130V117H132V114H134V113H137V109L131 104V102L133 101V103H136V99L133 97L132 98V96L131 95H129L126 91H125V89H123V88H120ZM212 90V89H211ZM67 91V90H66ZM65 91V92H66ZM70 91V90H69ZM65 94V93H64ZM63 94V97L65 98V99H69V100H71V98H66L65 97V95ZM110 94V92L108 91V94H104V95H102V96H95L94 97V101L96 102L95 104L98 106V107H100V108H103V106H104V103L103 104H100L99 103V100L101 101V99H102V97L103 96H105V95H109ZM18 95V94H17ZM176 95H181V94H176ZM22 98V97H21ZM33 98H34V96H33ZM97 98H99V99H97ZM109 98V97H108ZM181 99V98H180ZM73 100H75V99H73ZM182 100V99H181ZM78 101V100H77ZM43 102H45V101H42V104H43ZM139 103L141 102V101H138ZM47 103V102H46ZM48 104V103H47ZM145 104V103H144ZM49 105V104H48ZM118 105V106H117ZM147 105V104H146ZM198 106H200L199 104L197 105V107ZM201 107V106H200ZM83 108V107H82ZM127 109H130L131 110V113L129 114V115H126V114H124V111L125 110H127ZM52 110V109H51ZM153 110V109H152ZM205 110V109H204ZM40 111V110H39ZM115 111V110H114ZM155 111V110H154ZM140 112L142 113V117L143 116H150L151 118H153V119H155L156 121H158L159 123H161L164 127H167L168 128V126H165L164 125V122H163V120H164V117H160V115H159V113H158V115H159V118H161V120L162 121H160V120H158V119H156L155 117H153L151 114H144L143 113V110H140ZM115 113H116V111H115ZM49 115V114H48ZM183 115H184V113L182 112V117H183ZM187 116H188V114H187ZM81 117H83V116H81ZM121 117H119L120 119H121ZM141 117V118H142ZM140 118V119H141ZM140 119H138V122L140 123ZM187 120V119H186ZM186 120H184L183 118H181L180 120H177V121H181V122H184V121H186ZM99 121V120H98ZM118 121H120V120H118ZM141 124V123H140ZM117 126H118V124H114L113 125V129H114V131L112 132V134H113V138H115L116 139V141H117V143H118V146L120 147V143L118 142L122 137H120L118 134H117V131L118 130H122V129H120V128H117ZM172 127H175V126H172ZM89 129H91V128H89ZM170 129H172V128H170ZM176 131H177V133H178V131L180 130V129H176V128H174ZM180 132V131H179ZM172 133H173V131H172ZM67 135L68 136H70V137H72V138H74V142H75V137L74 136H72V135H70V134H68L67 133ZM180 139H182V141H184V142H189V140H190V138L188 137V140L186 139L187 137H184L183 136V134L180 132ZM74 145V144H73ZM191 145H192V143H191ZM174 146V145H173ZM86 147V148H85ZM85 150L86 149H88V148H90L89 146L87 147V145H85ZM171 148V147H170ZM120 149V148H119ZM175 149H177V148H175ZM174 149V150H175ZM198 150V149H197ZM197 152H199V151H197ZM195 155H198L197 153L195 154ZM94 157V156H93ZM118 159H119V157H118ZM118 159H116V162L118 161ZM70 162H72V160H70ZM99 165V164H98ZM64 169V168H63ZM65 170V169H64ZM73 170V169H72ZM113 170H114V172H113V174H114V177H115V179H116V184H117V188H116V192H115V195H114V197H113V199H112V201L114 200V199H118V197L117 196H119L118 195V193L120 192V193H123L124 192V190H123V188L121 187V186H119L118 185V177H117V170H116V163H115V166H114V168H113ZM99 171L101 172V177H102V179H103V181H104V183L103 184H101V186H100V194L102 195V197L106 200V196L104 195V193H103V191H102V186L103 185H105L106 184V180L103 178V176H102V167L99 165ZM61 181V180H60ZM58 189V188H57ZM47 189H45V191H46ZM58 190H60V189H58ZM41 194H49V193H44V191L43 192H41ZM60 195V191L56 194V193H53V194H49V196H50V199H52V200H47L48 202H50V203H52L53 204V209L57 212V213H59V211L60 210H65L64 208V206H62V205H60V203H62V204H64L65 205V203L63 202V201H60V199L62 198L61 196H59ZM59 196V198L60 199H58V201H55V198L56 197H58ZM72 196H70V200L68 199V201H67V204L68 203H70V204H74V202H76V203H78V202H80L81 200H77V201H75V199L74 198H71ZM116 197V198H115ZM41 201H43V200H41ZM74 201V202H73ZM59 202V203H58ZM56 204H57V206H59V210H56L55 209V206H56ZM70 204H69V208H70ZM113 204V203H112ZM61 206V207H60ZM105 206L106 207H108V203H107V200H106V204H105ZM74 207V206H73ZM105 207V208H106ZM66 209H67V206H66ZM72 210V209H71ZM111 213L114 215V216H118V215H115L114 214V205H113V209H112V211L110 212V213H107V214H104V215H102L101 214V218H110V219H112V217L113 216H111ZM102 216H104V217H102ZM46 217V216H45ZM118 217H120V219H121V221L122 222H124L123 221V219H122V217L121 216H118ZM44 218V217H43ZM42 218V219H43ZM122 222H121V231H120V233L122 234ZM111 223V222H110ZM234 225V224H233ZM236 230V229H235ZM237 231V230H236ZM238 233V232H237ZM163 234H165V233H163ZM167 235V234H166ZM169 235V234H168ZM119 236H120V238H122V235H120L119 234ZM71 237H73V236H71ZM48 239H50V238H48ZM73 239H74V237H73ZM52 240H54V239H52ZM75 240V239H74ZM236 240V239H235ZM234 240V241H235ZM80 241V239L76 242V243H78ZM105 250H106V248H104L103 249V253H105ZM56 251V250H55ZM54 251V252H55ZM54 252H53V254H54ZM55 255V254H54ZM78 261H80V260H78ZM84 261H85V259H84ZM101 263H103L102 261H100ZM84 264H85V262H84Z\"/></svg>",
  "mask_w": 264,
  "mask_h": 264
},
{
  "label": "flooded vegetation",
  "instance_id": "flooded-vegetation-1",
  "mask_svg": "<svg viewBox=\"0 0 264 264\" xmlns=\"http://www.w3.org/2000/svg\"><path fill=\"white\" fill-rule=\"evenodd\" d=\"M172 82L175 84V85H177V90H178V86L180 85V82L179 81H177V80H175V79H172ZM178 92L176 91L174 94H172V96H175L176 94H177ZM143 109H145V108H143ZM142 109V110H143ZM149 113V112H148ZM54 137H56V136H54ZM58 138V137H57ZM77 140H79V139H75V142H74V144L75 143H77L78 144V142H77ZM58 141H59V138H58ZM81 143H84L83 141H81V140H79ZM52 143V142H51ZM40 144V143H39ZM60 145V144H59ZM85 143H84V145H82V148H81V152L83 151V155L82 156H79L78 155V151H79V149H78V147L77 146H75V148H76V157H77V160L76 161H72V164H73V167H75V168H83V166H84V163H83V156H84V151H85ZM194 151V150H193ZM33 153H35V152H33ZM63 153V152H62ZM63 164H64V161H63ZM43 167V166H42ZM57 169V168H56ZM64 173H67V171H66V169L64 170V169H58V176H57V178H59V180H61V181H63V178H62V174H64ZM57 175V174H56ZM50 178H52V175H50L49 176ZM48 177V178H49ZM39 178H42V177H39ZM49 178V179H50ZM49 179H44V178H42V183L46 186V189H47V185L45 184V181H47V183L48 182H50V181H48ZM53 179V178H52ZM37 180H38V178H37ZM44 180V181H43ZM49 188V187H48ZM59 189V188H58ZM68 220L70 221V223H71V225L72 226H76V227H78V229H79V233H82V235H83V241H87L88 240V234H87V229H88V224H83V226L84 227H87V229H84V227H80L81 225L80 224H74L73 222H71V218L69 219L68 218ZM67 225H69V224H67ZM66 225V226H67ZM66 226H65V229L67 230V228H66ZM91 226V225H90ZM81 231H83V232H81ZM85 233H86V236H85ZM1 243L2 242H0V245H1ZM7 245V244H6Z\"/></svg>",
  "mask_w": 264,
  "mask_h": 264
}]
</instances>
